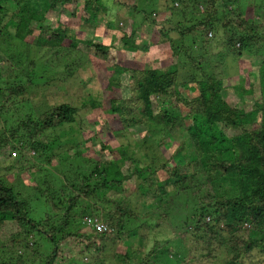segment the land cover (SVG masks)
<instances>
[{
	"label": "trees",
	"instance_id": "obj_1",
	"mask_svg": "<svg viewBox=\"0 0 264 264\" xmlns=\"http://www.w3.org/2000/svg\"><path fill=\"white\" fill-rule=\"evenodd\" d=\"M102 1L0 0V59L26 62L0 75V151L16 152L11 171L38 172L29 164L76 125V107L32 102L30 92L48 84L38 75L53 69L50 61H70L83 49L86 61L71 65L107 71L102 99H89L97 137L80 130V140L65 143L75 150L57 159L62 179L35 176L29 197L0 174V264L264 263V0H141L161 6L151 19L142 13L152 27L170 12L173 25L158 31L174 59L166 69L117 62L115 43L90 37ZM113 1L129 20L128 8ZM74 20L88 31L84 39L71 32ZM128 30L116 31L123 48L147 52L150 44L136 45L137 29ZM217 36L224 42L214 53ZM229 56L256 59L257 67L250 63L232 85L218 73ZM104 129L144 132L134 147L115 150L99 138ZM140 144L159 150L157 162L142 166L133 157ZM87 219L103 231L85 226Z\"/></svg>",
	"mask_w": 264,
	"mask_h": 264
},
{
	"label": "rangeland",
	"instance_id": "obj_2",
	"mask_svg": "<svg viewBox=\"0 0 264 264\" xmlns=\"http://www.w3.org/2000/svg\"><path fill=\"white\" fill-rule=\"evenodd\" d=\"M121 4H124L128 8V18L129 20L124 19L122 21L121 16H118L116 13V8L113 0H103L102 4L104 5L103 9L100 10L99 13V27L95 30L94 35H90L95 41L103 43L104 45H110L112 42L115 43V48L118 51V55L116 56V61L123 62L127 66H137L136 67H151L156 69H166L168 68L173 62L174 59L171 56L169 50V39H163L159 35L158 31L161 27L162 23H165L166 27L173 25L172 20L169 17L170 12L166 15V17L161 18L162 20H157V22L152 27L150 24L146 23L143 20L142 13L145 11L148 19H151L152 16L158 15L159 10H161V6L157 5V7H152L148 2L139 1V0H118ZM136 6L135 8L138 10L137 12L133 10L132 7ZM81 8V6H80ZM178 8V7H177ZM127 22H130L128 24ZM140 25L143 26V29L138 28ZM137 29V33L134 36L135 44L138 46H146L150 44V48L147 52H129L125 48H123L122 44L118 42L116 37V31L124 32L125 34L129 35L131 32L128 29ZM71 32L77 34L79 39H84L85 34H88L87 30L79 29L78 21L74 20L71 21ZM171 36H175V34H171ZM187 41V40H186ZM213 46H216V49H211L214 53H217L221 50L223 46V39L217 36L213 40ZM174 44L177 46L183 44L180 39H174ZM213 46H210L211 48ZM76 56H73L72 59L69 61L67 57L59 59L57 62H51L53 69L48 70L45 74H39V77H43V80L46 81L48 84L47 86H39L33 92H30V97L32 98V102L36 103L35 106H53L57 104L66 103L73 107H76L79 112L76 115V125L71 126L72 128L66 127V130H63L61 133L57 132L54 137V140H57L60 145H55L53 149H51L50 153H42V156L39 160L34 159L32 163L29 165L35 166L34 169H38V172L30 173L31 176L29 177V172L27 169L24 168L22 171L23 173L20 174L19 171L13 170L11 171V160L9 158V154H12L9 150L0 151V174L3 178L8 182L13 184L16 187L17 191L25 192L29 197L32 195V182L35 176L40 175L41 177H45L47 181L52 179V176L55 179L57 175L60 179L61 177V169L57 166L58 160H63L66 158V153L73 154L74 148L66 147L65 143L70 140H75V138H79L80 134L78 131L82 130L88 139L90 136H96L97 132H95V127L92 125V121L96 120L95 111L89 105V99L98 97L100 100V83L103 77L107 75V71L100 68H85L79 67L76 68L75 66L71 65L72 61L78 62H85L87 57V52L85 50H81ZM208 51V50H207ZM33 55L30 56V58ZM36 56H40L41 58L48 59L44 57L42 54H38ZM209 56V54H208ZM209 58V57H208ZM211 60V59H210ZM9 61L4 60V64L0 59V75L3 76L9 70V67L13 69L14 67L11 65L15 63V67L22 66L21 64H26V62H15L12 58L9 57ZM251 65L257 67L256 59L250 61L247 57H242L240 59H236L234 57H227L223 63L222 67L219 66L218 73H224L227 75V79L229 80L227 83H231L232 85H237L239 82V78H245V73L247 72L246 67ZM3 64V65H2ZM49 64V63H48ZM139 64H142L141 66ZM256 64V65H255ZM95 65V64H94ZM49 66V65H48ZM72 73L67 79V76ZM187 73L183 70L179 73V80L186 81L188 79ZM185 79V80H183ZM179 81V82H180ZM52 83V84H51ZM232 99L236 101V97L231 95ZM248 99V98H247ZM104 101V100H103ZM250 101V100H248ZM107 105V103L104 101ZM32 105V103H31ZM30 105V106H31ZM38 110V109H37ZM26 112V109H24ZM41 112H44L41 110ZM95 112V113H94ZM39 114V112H38ZM100 119V118H98ZM1 128V126H0ZM74 131V133H73ZM100 133L99 138L107 143L111 148L118 150L121 146L125 145L127 142H130L131 147H134L139 143V140L136 137L142 138V133L144 129L137 130V136L134 138L135 134H128V133H121L119 134H112L111 131L105 130ZM73 133V134H72ZM95 133V134H94ZM67 134H70L66 137ZM59 136V137H58ZM52 138V137H51ZM64 138V139H63ZM156 139V138H155ZM155 139L148 140V145H153L155 143ZM61 140H64L62 143ZM57 144V143H56ZM72 145V144H71ZM89 146V145H87ZM98 146L94 148V150L98 151ZM72 152V153H71ZM12 156V155H11ZM69 156V155H68ZM160 156L159 150L154 146L152 149L147 150L146 147L140 144V148L138 152L135 153L133 157H137L141 163V165H148L151 160L157 162L156 157ZM166 157V154H165ZM51 159V160H50ZM53 159V160H52ZM58 159V160H57ZM65 160V159H64ZM72 162V161H71ZM34 169H31L34 171ZM52 174V176H51ZM164 176H161V179H164ZM25 200L26 195H25ZM31 202L32 207L37 205ZM9 226L3 231L6 234L8 233V229L13 227L12 224H8ZM72 250V248H67ZM61 252L63 254L66 251L63 247H61ZM222 257V256H221ZM261 259V258H260ZM213 260V259H212ZM254 263H257V258L251 260ZM249 260L245 261V264H251ZM219 264L217 261L215 262ZM264 264V263H262Z\"/></svg>",
	"mask_w": 264,
	"mask_h": 264
},
{
	"label": "built area",
	"instance_id": "obj_3",
	"mask_svg": "<svg viewBox=\"0 0 264 264\" xmlns=\"http://www.w3.org/2000/svg\"><path fill=\"white\" fill-rule=\"evenodd\" d=\"M15 154L13 153V156ZM85 225L90 228V229H95L97 232H102L103 231V228H102V225H100L99 223H97L95 220H90V219H87L85 221Z\"/></svg>",
	"mask_w": 264,
	"mask_h": 264
},
{
	"label": "clouds",
	"instance_id": "obj_4",
	"mask_svg": "<svg viewBox=\"0 0 264 264\" xmlns=\"http://www.w3.org/2000/svg\"><path fill=\"white\" fill-rule=\"evenodd\" d=\"M13 153H14V152H12V154H11V155H12V158L17 157L16 152L14 153V154H15L14 156H13ZM85 226H86V225H85Z\"/></svg>",
	"mask_w": 264,
	"mask_h": 264
}]
</instances>
